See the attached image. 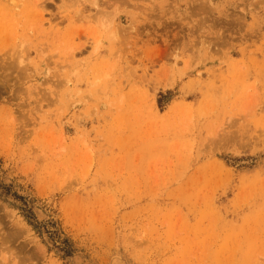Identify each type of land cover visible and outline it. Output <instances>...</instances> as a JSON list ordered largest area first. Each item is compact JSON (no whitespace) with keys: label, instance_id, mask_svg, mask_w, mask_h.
<instances>
[{"label":"rangeland","instance_id":"rangeland-1","mask_svg":"<svg viewBox=\"0 0 264 264\" xmlns=\"http://www.w3.org/2000/svg\"><path fill=\"white\" fill-rule=\"evenodd\" d=\"M0 264H264V0H0Z\"/></svg>","mask_w":264,"mask_h":264}]
</instances>
